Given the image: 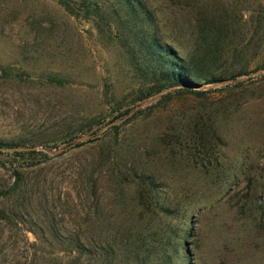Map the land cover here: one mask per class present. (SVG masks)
<instances>
[{
    "label": "rangeland",
    "instance_id": "rangeland-1",
    "mask_svg": "<svg viewBox=\"0 0 264 264\" xmlns=\"http://www.w3.org/2000/svg\"><path fill=\"white\" fill-rule=\"evenodd\" d=\"M66 6L0 0V141L64 147L12 166L0 155V185L17 170L29 189L20 223L1 221L0 264H164L160 246L171 253L181 240L188 253L180 245L171 264H264V71L252 74L264 68V0ZM208 21L227 23L218 42ZM150 35L179 57L196 56L217 81L201 94L138 99L151 88L141 59ZM201 51L209 52L206 63ZM240 71L249 76L226 81ZM84 134V144L68 146ZM98 160L119 162L115 175L101 178ZM124 167L156 178L158 204L148 190L144 207L138 203L135 179L118 173ZM86 178L96 188L85 190ZM141 230L158 233L157 253L145 263L148 242L133 241ZM114 234L140 248L136 261H123L118 245L110 249Z\"/></svg>",
    "mask_w": 264,
    "mask_h": 264
},
{
    "label": "trees",
    "instance_id": "trees-1",
    "mask_svg": "<svg viewBox=\"0 0 264 264\" xmlns=\"http://www.w3.org/2000/svg\"><path fill=\"white\" fill-rule=\"evenodd\" d=\"M128 1V0H127ZM63 5L66 9H69L67 5V0H61ZM137 8V6L135 5ZM244 11L252 14L254 10L250 8H244ZM244 25L250 24L251 21L248 19L243 20ZM208 29L209 34L211 35V38L213 41L218 42L221 39V36H223L225 29H227V23L226 22H220V21H208ZM145 44L142 42V46L147 50L144 52L141 56V59L143 61L142 65V73L144 76L148 77L147 84L151 86L150 90L146 92L145 94H140L138 96V99H146L148 97H152L154 95H158L159 98H165L167 96H170L172 93L177 92H191V93H197L201 94L205 92L204 89H199L196 86L202 84L201 81L205 80L203 85L206 84H212L215 83L217 80L213 78L212 76L207 78V73H202L203 66L201 63H194V57L196 56H187V57H179L175 53L172 46L168 44H160L157 43L155 40V37L153 35H150L146 38ZM215 44V43H213ZM211 45V44H210ZM198 49H195V53L198 52ZM194 54V51H193ZM203 54V55H202ZM209 52L201 51L199 55H201V60L203 63H206L209 58L208 55ZM249 72H238L235 75L231 76L230 80H233V82L240 76H246ZM237 84V83H235ZM227 85V84H226ZM137 107V105L135 106ZM135 107L133 108H125L124 110H118L119 117H124L128 115L131 111L135 110ZM101 128H97L98 130ZM70 144V142L68 143ZM84 144V142L77 143L75 146H80ZM34 146H24L23 144H19L16 142H3L0 141V155L4 157V159L8 160L10 163V166L13 165V160L17 159H24V158H33L34 156H41L43 159H47L48 156L41 150L36 149H20V148H30ZM99 161V160H98ZM95 162V161H94ZM93 162V163H94ZM97 162V161H96ZM101 172H99L98 175H101L100 177H106V176H114L115 173L112 170L111 165L113 164L114 167H118L119 162L115 164L111 161H99ZM118 173L123 174L127 173L128 177L131 176L134 181H136L135 185L137 186V200L138 203H140L143 207L142 199L145 197V191H149L150 193H154V200L155 204H158L159 199L155 197V194L159 192V182H156V178L152 174L147 173H139L133 172L127 168L124 167L123 170H120ZM107 172H110L107 174ZM112 172V173H111ZM13 178L10 182L0 185V224L1 221L5 224H14L18 225L20 223L19 220V213L21 209V195H25L27 192V186L28 183L24 182L22 177L19 175V172L17 170H13ZM103 174V175H102ZM97 181V180H96ZM122 183H127V181H124L121 179ZM95 180L91 181L86 178L83 182V188L85 190H89L93 188H96ZM100 195L104 196V190L100 191ZM158 195V194H157ZM87 198V196H85ZM102 201V200H100ZM100 204V203H99ZM161 212L165 214H170V210H168V207H165L164 204H161L160 206ZM167 239L170 241V237L172 233L170 230H167ZM186 233V231H185ZM158 233H147L144 231H138V233L134 236L133 241H141L143 240L147 245H143L142 247H145L143 250V259L142 262L145 263L146 259L157 253V246L155 245L154 241L157 239ZM124 239V238H123ZM123 239L116 241V237L114 234V237L112 241L114 243L109 245L110 249L114 245H118L117 247L121 250V258L122 260H128L131 257H133L134 261H136V258L139 255V247L134 244H126ZM72 242V249H76V251H81L82 243L79 240V237H75L70 239ZM142 242V241H141ZM108 243V242H107ZM106 243V246H107ZM181 245V248L183 250V257L188 253L187 246L185 244V240L179 241L176 245L174 244L171 249V253H168L167 250L170 249L166 246L161 247L160 251H162L163 255L166 257L163 260L164 264H171L173 262V258L177 256L179 253L178 249ZM162 253L160 255H162ZM127 263V262H126ZM189 263V262H187ZM29 264H38L35 260H30ZM190 264V263H189Z\"/></svg>",
    "mask_w": 264,
    "mask_h": 264
},
{
    "label": "water",
    "instance_id": "water-1",
    "mask_svg": "<svg viewBox=\"0 0 264 264\" xmlns=\"http://www.w3.org/2000/svg\"><path fill=\"white\" fill-rule=\"evenodd\" d=\"M262 71H264V68H260V69H257V70H255L252 74H257V73H260V72H262ZM246 76H249V74L248 75H246ZM227 82H231L232 80H226ZM197 88H199V89H202V88H206L207 86H205V85H203V84H200V85H198V86H196ZM89 137V134H84V135H81V136H78V137H76V138H74L71 142H70V144H68V146H71V145H73V144H75V143H77V142H81V141H84V140H86L87 138ZM20 149H36V150H41V151H43V152H45V153H47V154H49V155H51V154H56V153H58V152H61L63 149H64V147H59V148H57L55 151H49V150H47V149H44L43 147H38V146H34V147H30V148H20Z\"/></svg>",
    "mask_w": 264,
    "mask_h": 264
}]
</instances>
